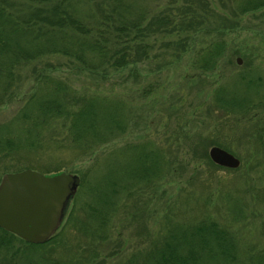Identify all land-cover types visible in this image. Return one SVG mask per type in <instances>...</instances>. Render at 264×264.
Wrapping results in <instances>:
<instances>
[{"label":"rangeland","instance_id":"obj_1","mask_svg":"<svg viewBox=\"0 0 264 264\" xmlns=\"http://www.w3.org/2000/svg\"><path fill=\"white\" fill-rule=\"evenodd\" d=\"M101 1L76 0L80 17L97 22ZM124 1L150 16L187 0ZM207 1L219 11L210 18V33L197 25L150 36L152 52L135 67L138 77L132 66L103 76L57 55L18 69L20 80L0 105V124L20 142L0 155V179L22 169L64 171L77 174L80 185L51 243L35 247L0 231L10 242L0 245V264H173L172 247L183 264H264V5L241 14V0ZM217 34L224 55L213 71L199 73L191 66L196 52ZM177 36L188 37L179 58L161 45ZM59 86L78 96L107 97L126 129L118 133L114 126L109 133L116 136L107 143H76L67 119L36 126L17 119L32 94ZM221 86L245 101L240 109L217 107ZM200 141L208 157L216 145L235 155L239 167L210 166ZM142 149L151 153L145 177L128 173ZM202 223L224 232V252L211 234L205 242L191 235Z\"/></svg>","mask_w":264,"mask_h":264},{"label":"trees","instance_id":"obj_2","mask_svg":"<svg viewBox=\"0 0 264 264\" xmlns=\"http://www.w3.org/2000/svg\"><path fill=\"white\" fill-rule=\"evenodd\" d=\"M171 3L167 9L149 16L124 0H104L97 3L100 15L95 22L90 18L80 17L76 0H0V105L9 98L20 80L18 69L28 62L46 55H57L67 58L79 70L99 72L103 76L109 71L132 66L133 75L138 77L135 67L152 52L150 36L152 39L158 35L171 36L175 31L180 33L197 25L203 26L210 33V18L219 14L207 0ZM263 5L264 0H241L237 4V12L243 14ZM187 38L177 36V40H162L161 45L173 48L174 54L179 58L186 50ZM225 47L224 39L217 34L197 50L191 66L199 73L213 71L218 67ZM249 84L252 86L254 81L251 79ZM148 90L152 89H144L142 92ZM234 94L224 86L219 87L215 92L217 107L240 109L241 103L244 104L245 101L236 98ZM111 103L105 96H78L59 86L47 94H32L26 105L19 110L17 119L23 118L25 122L31 120V126H36L43 120L67 119L73 142L96 140L100 144L107 143L116 136V133H109L114 126L121 133L127 125ZM29 128L26 127L25 134ZM19 142V134L15 135L7 124H0V155L13 152ZM203 144L206 145L204 141L196 144L202 148V156H206L210 166L220 168L209 159L207 147ZM142 150L136 155V161L128 173L145 177V173L151 169L148 161L151 153ZM192 150L196 155L197 146ZM162 161H165L164 156L161 157ZM200 225L195 227L191 235L199 236L205 242L207 234H211L214 243L224 252V232L215 229L216 226L212 223L210 227L205 223ZM0 231L11 238L17 237L2 228ZM57 231L45 243H26L35 247L45 246L56 238ZM9 243V239L6 241L0 236V245ZM174 248H170L172 263H185L184 258L177 260ZM164 264H167V259H164Z\"/></svg>","mask_w":264,"mask_h":264},{"label":"water","instance_id":"obj_3","mask_svg":"<svg viewBox=\"0 0 264 264\" xmlns=\"http://www.w3.org/2000/svg\"><path fill=\"white\" fill-rule=\"evenodd\" d=\"M208 155L222 167L240 165L235 155L216 145ZM79 185L77 174L64 171L51 175L33 169L4 173L0 179V228L28 243H45L58 230Z\"/></svg>","mask_w":264,"mask_h":264}]
</instances>
